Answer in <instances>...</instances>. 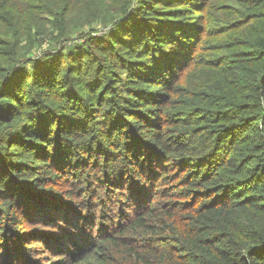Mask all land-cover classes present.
I'll return each mask as SVG.
<instances>
[{"label":"trees","instance_id":"trees-1","mask_svg":"<svg viewBox=\"0 0 264 264\" xmlns=\"http://www.w3.org/2000/svg\"><path fill=\"white\" fill-rule=\"evenodd\" d=\"M28 259L264 264V0H0V262Z\"/></svg>","mask_w":264,"mask_h":264},{"label":"rangeland","instance_id":"rangeland-1","mask_svg":"<svg viewBox=\"0 0 264 264\" xmlns=\"http://www.w3.org/2000/svg\"><path fill=\"white\" fill-rule=\"evenodd\" d=\"M95 26H97V28L99 29L96 33L97 34H100V33H104V29L102 30V29H100L99 28V25H95ZM88 27H83V28H73V33H75V34H77V32H79V31H81V30H85V29H87ZM88 31H90V29H88V30H85V33L86 34H94V33H91V32H88ZM83 39H85L84 37H81L80 38V40H83ZM52 46V44H51V42H49L48 40H43V43H42V45H41V47H39L38 49H37V51H36V53H39V54H37V55H40V54H42L43 53V51H44V49H46V48H49V47H51ZM37 55H35V56H37ZM46 248V246H42V247H40V249H41V252H43L44 251V249ZM43 253H45V252H43ZM39 259H41V261H44V259L42 258V253L40 254V257H39ZM37 260V261H33L32 262V259H28V262H32L33 264H36V263H41V261L40 260ZM0 264H4V263H2V262H0Z\"/></svg>","mask_w":264,"mask_h":264}]
</instances>
